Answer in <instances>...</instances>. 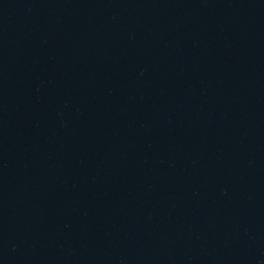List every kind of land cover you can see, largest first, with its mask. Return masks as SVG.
Segmentation results:
<instances>
[{"label":"water","instance_id":"water-1","mask_svg":"<svg viewBox=\"0 0 264 264\" xmlns=\"http://www.w3.org/2000/svg\"><path fill=\"white\" fill-rule=\"evenodd\" d=\"M0 264H264V0H0Z\"/></svg>","mask_w":264,"mask_h":264}]
</instances>
